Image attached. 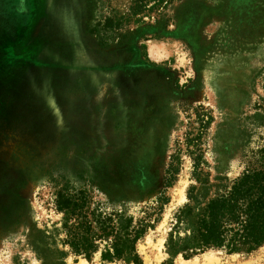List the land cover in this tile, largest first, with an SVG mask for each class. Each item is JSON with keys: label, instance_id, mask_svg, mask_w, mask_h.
<instances>
[{"label": "rangeland", "instance_id": "obj_1", "mask_svg": "<svg viewBox=\"0 0 264 264\" xmlns=\"http://www.w3.org/2000/svg\"><path fill=\"white\" fill-rule=\"evenodd\" d=\"M50 10L0 43V264H134L103 262L105 243L91 260L64 244L66 183L147 226L141 264H264V245L198 241L207 202L262 166L264 0ZM106 18L122 25L91 34Z\"/></svg>", "mask_w": 264, "mask_h": 264}, {"label": "trees", "instance_id": "obj_2", "mask_svg": "<svg viewBox=\"0 0 264 264\" xmlns=\"http://www.w3.org/2000/svg\"><path fill=\"white\" fill-rule=\"evenodd\" d=\"M121 25V19L106 18L91 29V34L116 30ZM260 160V168L246 170L225 193L207 202L198 230L202 248L223 249L232 254L249 253L264 245V150L260 151ZM56 210L65 216L64 244L74 255L91 260L100 250V243H105L101 251L103 262L141 264L136 246L147 226L134 225L133 218L122 209L106 212L93 207L86 189L71 191L66 183L56 194Z\"/></svg>", "mask_w": 264, "mask_h": 264}, {"label": "crops", "instance_id": "obj_3", "mask_svg": "<svg viewBox=\"0 0 264 264\" xmlns=\"http://www.w3.org/2000/svg\"><path fill=\"white\" fill-rule=\"evenodd\" d=\"M55 2L57 0H0V43L6 36L14 37L15 42H18L19 28L35 24L40 14L43 16L51 12ZM157 47L163 46L158 44Z\"/></svg>", "mask_w": 264, "mask_h": 264}, {"label": "bare ground", "instance_id": "obj_4", "mask_svg": "<svg viewBox=\"0 0 264 264\" xmlns=\"http://www.w3.org/2000/svg\"><path fill=\"white\" fill-rule=\"evenodd\" d=\"M150 52H151V56L157 55V52L153 48H151ZM183 200H184V198H183ZM188 263H190V262L185 261V264H188ZM192 264H197V263H192ZM205 264H219V261H217L216 259L215 260L211 259V260L205 261Z\"/></svg>", "mask_w": 264, "mask_h": 264}]
</instances>
